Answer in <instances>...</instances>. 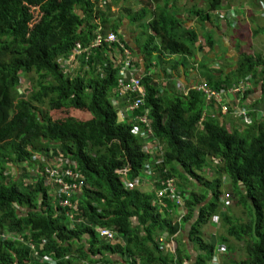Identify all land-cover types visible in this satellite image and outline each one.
I'll list each match as a JSON object with an SVG mask.
<instances>
[{
  "label": "trees",
  "instance_id": "trees-1",
  "mask_svg": "<svg viewBox=\"0 0 264 264\" xmlns=\"http://www.w3.org/2000/svg\"><path fill=\"white\" fill-rule=\"evenodd\" d=\"M191 1L204 4L193 8L200 21H211L213 12L224 9L221 19L229 23L232 19L226 14L230 10L238 22L242 6L259 7L264 14L260 0L242 2L238 11L224 5L226 0ZM251 7H245L249 14H253ZM157 20L151 22L152 28ZM97 23L102 34L109 28L117 35L113 22L105 27L108 17L91 0H0V264H49L40 262L43 255L54 264H182L183 260L205 264L214 255L215 244L204 242L199 229L219 213L223 175L229 180V196L246 210L247 217L243 221L221 214L225 233L219 241L225 243L229 256L221 264H264V116L250 113L245 128L228 130L217 116L201 119L204 99L200 92L189 89L185 95L155 97V83L147 75L140 77L145 92L142 109L153 136L164 145V156L157 157L161 167L167 168L170 178L200 186L199 195L189 190L184 196L188 188L179 189L185 209L181 223L191 222L187 237L198 253L191 260L182 247L177 246L174 253L162 250L157 238L180 230L169 213L175 205L167 199H162L165 207L156 204L152 192L123 189L114 173L127 166V174L133 177L144 160L139 140L129 131L131 125L119 124L109 105L115 67L104 64L102 77L94 69L80 75L64 71L58 61L75 45L88 46ZM166 31L169 52L188 53V46ZM107 45L101 42L95 50L99 59L109 52ZM21 75L30 83L25 97L19 92ZM245 76L251 81L245 97L258 96L250 106L264 107V51L242 52L233 72L224 77L208 73L204 81L220 90ZM83 115L91 118L86 121ZM49 150L54 154L60 150L83 175L87 188L78 197L75 218L85 223L74 224L67 210L55 203L44 184L42 160L34 178L25 169L18 178L5 172L10 164L26 163L32 168L37 163L32 157ZM204 171L210 173V180L200 177ZM99 227L111 229L119 240L111 243L101 238L95 231ZM2 232L27 233L22 241L31 239L33 246L4 239ZM229 237L243 244L242 257H233L235 246Z\"/></svg>",
  "mask_w": 264,
  "mask_h": 264
},
{
  "label": "crops",
  "instance_id": "crops-1",
  "mask_svg": "<svg viewBox=\"0 0 264 264\" xmlns=\"http://www.w3.org/2000/svg\"><path fill=\"white\" fill-rule=\"evenodd\" d=\"M91 1L95 2L96 9L98 11L100 10L104 13L105 16L108 17L109 23L105 24L106 28H108L110 23L113 22L117 35L111 32L109 28L106 32L113 33L117 39V42H106V45H110H107V47L109 48V52L106 51L107 53H104L102 51L103 59H99L97 56V52L95 55V50H97L98 45H95L94 41L98 35L103 36L107 33L102 34L101 25L97 23V28L96 30H94L95 37L89 43L88 46L81 47L79 44H77L73 47L71 52H69L68 56L59 57L58 61L62 62V64H60L61 67H67V70L63 69L64 71H68V73L72 74L79 73L80 75H83L85 72H90L91 69H94V72L97 73L100 77H102L104 75V64H108V62H110V65L115 67V86L109 92L108 101L110 108L113 109L116 113V121L119 124L124 123L127 125H132L133 121H131L130 119L131 114L125 111L127 106L126 99L124 97H116L117 81L120 77L117 71L120 68V61L122 57V52L120 48L121 46H117L118 42L123 45L124 48L128 49L131 52L133 56V66L135 69V75L139 77V81L141 76H149L151 81L155 83L153 85H155L158 90V94L155 95V97L159 96L161 98L163 96H168L169 98L172 93L177 95H185L189 89L194 90V87L196 85L205 83L204 76L208 75V73H210L211 75L214 74V76L222 75V77H224L226 74H229L235 70L237 59L240 54L244 52L241 49V46H238L239 44H231L233 40L232 32L234 29H238L237 27H239V25L237 27H232L230 25V22L228 23V20L217 19L216 17L214 19V15L211 21H200L198 19L199 15H197V13L193 11V8H202L204 6L202 1ZM227 1L228 0H226L224 5H228L230 7L231 5H229ZM78 13L81 12L78 11ZM153 20H157L155 21L156 28L151 27V22ZM167 29L171 33L175 34L181 44L188 46V53H181L180 51H176L175 53L169 52L170 47L166 46V41L169 37V35H167ZM174 34L172 35V37H174ZM236 43L237 42H235V44ZM114 44L115 46H113ZM220 46L223 47V52H221ZM151 48L155 49L151 51ZM146 49L151 51L149 55L144 53ZM215 57H218V59H215ZM75 63L78 64L75 65ZM145 65H148V67L145 68ZM218 69H220V71H218ZM243 79L238 80L236 83H232L230 86L223 85L227 88L220 90L213 89L205 83L211 90L219 94V99L217 101L210 100L208 102L204 100V110L201 114V119H203L204 116L206 117L208 114H211L215 117L217 116L221 122H225V126L228 130L232 128L242 130L243 128H245V126H247L249 122L247 123V121H243L242 118H239L233 115L232 113V107L235 106L234 102L238 95L234 94L233 92H230L234 89V87H236V85L240 81H243ZM141 88L143 90L144 95L145 92L142 85ZM249 88L245 91V93L249 90ZM245 93L241 97L240 102L245 97ZM257 99L258 96L250 94L247 98H244V101L242 103L243 105L241 106L239 104V107H241L242 109L251 108V102ZM223 106L228 107L227 112L222 111ZM261 106L262 105H260V107ZM81 118L87 121L91 117L89 115H83V117ZM138 126L142 129V131L132 136L137 137V139L139 140V152L144 156V160L142 161L141 165L139 166L133 177H129V175L127 174V171L129 170L127 166L122 169L115 170L114 173L119 175V180L122 183L123 189H140V185H142L145 187L147 186V189L144 192L153 193L151 187H158V180L162 178H170L167 168L161 167L162 162L157 158L164 156V145L155 136H153L151 128L149 130V133H147L145 131V128L140 125ZM35 155L38 156L37 160H35L37 161V163L34 164L32 168L29 167L26 163H24V165L15 166L10 164L7 165L6 168L8 169L5 172H9L11 175L16 174L18 178V174L24 173L25 169L29 174V177L34 178V172L41 170V166L38 160H42V171L58 167V169L61 171L71 170L74 173L79 174L80 179L76 181V184H80V189L69 198V203L71 204V207L63 208L67 210L65 212L66 215L67 213H70L75 218L77 214L76 212H78V197L81 196L83 189L87 188L83 175L79 173L76 163L69 157L64 156L60 150L55 151V154L53 151L49 150L45 153V155ZM72 163L75 165V168L70 165ZM173 180L175 182L176 179L174 178ZM221 181L222 186L223 182H226L227 184L229 182V180L224 177V175L221 178ZM64 182H70V180L68 178H64ZM175 187L177 189L176 183ZM60 188L61 187H51V189L49 188V192L52 194L53 200H55V203H57V205L59 201L65 198V196L59 191ZM177 190L176 192L179 191ZM188 191L189 190L186 189V191L183 192V195L186 196ZM180 193L181 191L178 192L179 196ZM197 194L199 195L200 192L197 191ZM153 198H155V196H153ZM156 204H158L157 201ZM230 204L231 203L223 205L224 207L222 208V210L220 207L219 213H216V215H214L210 220H208L205 225L200 227L199 231L202 234L201 237L203 241L205 237H207V240H209V237L211 236L214 237L217 231L221 228V225L218 223V218L221 220V214H223V212L228 213L229 216L233 217V215L229 214V208H232L230 207ZM159 205L165 207L166 204H164V201H162ZM174 205L175 207L169 209V213L172 215L171 218L173 223H177L180 225V230L179 232L173 233L172 235H165L167 239H165L162 243H164L166 246V252L170 253H174L175 248H177V246H179V248L182 247V252L187 253L190 256V259L192 260L198 253V251H195V245H193L191 240H189L187 237V230L191 222L187 221L181 223V220L185 215V209L182 207L181 200L179 204ZM174 215H176V218L173 217ZM213 221H216L215 225ZM211 230L214 231L210 232ZM221 234L222 233L219 232L216 234V236L219 237V235ZM4 235L8 238L7 240H18L28 246H30L29 241H31V243L33 244L31 239H25L24 242L22 241L24 236H28L27 233L13 234L5 232ZM229 239L230 237L228 238V242ZM235 243L234 246L239 243L241 246H243L241 242ZM182 244L183 246H181ZM218 245L223 247L222 249L224 253L228 252L225 243L219 242L215 244L216 247ZM29 252H31V250H29ZM227 256L228 254H225L224 257L226 258ZM217 257H220V251L216 248L215 254L211 257L210 261L206 262L205 264H216V260H218ZM221 263L222 262H220V264Z\"/></svg>",
  "mask_w": 264,
  "mask_h": 264
},
{
  "label": "built area",
  "instance_id": "built-area-1",
  "mask_svg": "<svg viewBox=\"0 0 264 264\" xmlns=\"http://www.w3.org/2000/svg\"><path fill=\"white\" fill-rule=\"evenodd\" d=\"M214 19L215 17H219L221 19L224 14L223 11L214 12ZM102 41L104 42H117L115 35L111 32L107 33L106 35H98L94 41L95 45H99ZM117 46H121L122 57L120 61V68L117 73L120 75L117 81V89H116V97L121 98L124 97L127 101V106L125 111L131 114V121L133 124L131 125L129 131L132 135H136L142 131V129L138 126H142L145 128V131L149 133V119L146 117V110L142 109L143 104V90L141 85L139 84V77L135 75V69L133 66V56L131 52L124 48L119 42ZM64 70H67V67H63ZM250 81L247 77H244L243 81H240L236 87L230 92L237 94L238 97L236 98L234 104L235 106L232 107L233 115L242 118L243 121L249 122V114L255 113L256 116H263L264 115V107L259 108H245L242 109L239 107V102L241 97L244 95L245 91L249 88ZM195 91L202 93L204 100L206 102L210 100H218L219 94L211 90L205 83L198 84L194 87ZM223 112L228 111L227 106L222 107ZM33 160H37L35 156L32 157ZM73 168L75 165L72 163L70 164ZM46 175H44L46 181L44 184L48 185L49 188L51 187H61L59 191L65 196L64 199L59 201L58 206L61 208H69L71 204L69 203V198L73 196L77 191L80 189V184H76V181L80 179V175L74 173L71 170H64L61 171L58 167H54L51 169H47L44 171ZM64 178H68L70 182H64ZM48 181V182H47ZM50 184V185H49ZM153 190V195L157 198V202L160 204L162 199H167L169 202L173 204L180 203V196L178 192H176L175 182L171 178H162L158 180V187H151ZM70 221L74 224L82 222V219H75L73 215L67 213ZM77 216V214H76ZM98 236L105 240H112L115 236L110 229L107 228H96L95 229ZM2 238L8 239L4 233H2ZM30 246L32 247L33 244L29 241ZM41 261H46L49 264H54V261L50 259V257L43 255L40 258ZM182 264H185L182 261Z\"/></svg>",
  "mask_w": 264,
  "mask_h": 264
},
{
  "label": "rangeland",
  "instance_id": "rangeland-1",
  "mask_svg": "<svg viewBox=\"0 0 264 264\" xmlns=\"http://www.w3.org/2000/svg\"><path fill=\"white\" fill-rule=\"evenodd\" d=\"M251 1H255V0H250V2ZM260 1H261V4L264 5V0H260ZM227 2L229 5H231L230 7L237 8L236 10L238 11L239 4L242 2L248 3L249 0H228ZM242 7L244 9V12H243V15L241 16L242 17L241 20L239 19L238 24L235 21V19H233L235 17V14H232V12L230 10L226 14L227 16L230 15V19H232L230 21V25L232 27H234V26L237 27L239 25V27H237L238 29H234L232 32L233 40H232L231 44L232 45L239 44L238 46H241V49L246 53H255L258 51L263 53V51H264V16H261V15H264V14H261L259 7L258 8L256 7V9L254 10V8L250 6L251 9H253V14H254V15H250L248 13V11H246L247 6H242ZM250 7H248V8H250ZM248 8H247V10H248ZM32 9L35 10L33 12L35 15H37V10L34 8H32ZM220 10L224 11V9H220ZM232 11H234V10L232 9ZM37 17H38V15H37ZM211 17H213V15ZM217 19H219V17H217ZM143 26H144V24H143ZM143 26H141V27H143ZM235 42H237V43L235 44ZM220 47H221V52H223V47L222 46H220ZM215 59H218V57H215ZM77 64L78 63H75V65H77ZM29 74L34 76V77L36 76L35 73H29ZM28 79L30 80V76H28ZM28 87L30 88V83H28L27 80L24 79V76L21 75V77H20V88H19L21 97H25L28 94V91H29ZM259 106L260 105H255V106H251V108H259ZM35 157L37 158L38 156L35 155ZM213 162H214V164H216L217 160H214ZM21 165H24V163ZM204 172L205 173H202V174L199 173L200 177L203 178V180H210V175H209L210 173H208L206 171H204ZM45 182L46 181H44V183ZM175 183L177 184L178 190L179 189L183 190L185 188H188V190H192V191L197 192V188L200 187V186H194V185L192 186L190 184H187L186 182L180 181L177 178L175 180ZM146 189H147V186L145 187V186L140 185L141 191H145ZM179 191H181V190H179ZM204 191H206V190L201 189L202 193H204ZM220 191H221V195L219 197V206L221 207V210L224 207L223 205L231 203L230 207H232V208L231 209L229 208V210H230L229 214L234 215L235 217L240 218L243 221H245V219L247 217L246 210H244L243 207H241V206H235L232 197L230 196V198H229V195H230L229 182H228V184L226 182L225 183L223 182V186L221 187ZM226 195H228V196H226ZM248 214H249V212H248ZM173 217L176 218V215H174ZM82 223H85V221H83ZM213 223L215 225L216 221H213ZM218 223L221 225V228L217 231V233L221 232L222 234H224L225 233L224 225L219 218H218ZM212 231H214V230H211L210 232H212ZM216 234L214 237L213 236L209 237V240H207V237H205L204 242H209V243H214V244L219 243L220 242L219 237L216 236ZM118 240H119V238L114 236V238L112 240H110V242L113 243V242H116ZM157 240H158L159 247L162 250L166 251V246L164 243H162L165 240V236L161 237V238H157ZM229 242H230V244L235 243L234 239L232 237H230ZM216 248L220 251V257H217L218 260H216V264H220V262H225V261L228 262L227 257L226 258L224 257L225 253L223 252V249H222L223 247H221L219 245L217 247L215 246L214 247L215 252H216ZM242 249H243V247L240 244H237L235 246V250H234L235 252L233 253V257H235V258L236 257L237 258L242 257L243 256V250ZM215 252H214V254H215ZM231 256H232V254H231ZM183 262L185 264H188L187 260H185Z\"/></svg>",
  "mask_w": 264,
  "mask_h": 264
},
{
  "label": "clouds",
  "instance_id": "clouds-1",
  "mask_svg": "<svg viewBox=\"0 0 264 264\" xmlns=\"http://www.w3.org/2000/svg\"><path fill=\"white\" fill-rule=\"evenodd\" d=\"M212 13V12H211ZM212 14H214V13H212ZM212 19V18H211Z\"/></svg>",
  "mask_w": 264,
  "mask_h": 264
},
{
  "label": "water",
  "instance_id": "water-1",
  "mask_svg": "<svg viewBox=\"0 0 264 264\" xmlns=\"http://www.w3.org/2000/svg\"><path fill=\"white\" fill-rule=\"evenodd\" d=\"M19 92H20V90H19Z\"/></svg>",
  "mask_w": 264,
  "mask_h": 264
}]
</instances>
